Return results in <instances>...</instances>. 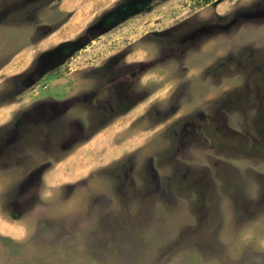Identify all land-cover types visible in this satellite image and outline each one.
Returning <instances> with one entry per match:
<instances>
[{"label":"rangeland","instance_id":"374dc122","mask_svg":"<svg viewBox=\"0 0 264 264\" xmlns=\"http://www.w3.org/2000/svg\"><path fill=\"white\" fill-rule=\"evenodd\" d=\"M0 264H264V0H0Z\"/></svg>","mask_w":264,"mask_h":264},{"label":"trees","instance_id":"16d2710c","mask_svg":"<svg viewBox=\"0 0 264 264\" xmlns=\"http://www.w3.org/2000/svg\"><path fill=\"white\" fill-rule=\"evenodd\" d=\"M208 1V0H207Z\"/></svg>","mask_w":264,"mask_h":264}]
</instances>
